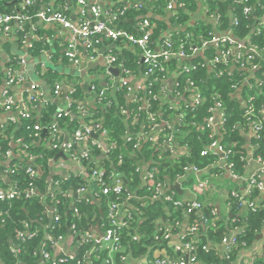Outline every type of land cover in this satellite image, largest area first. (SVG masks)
I'll return each mask as SVG.
<instances>
[{
    "label": "built area",
    "instance_id": "2783aa9c",
    "mask_svg": "<svg viewBox=\"0 0 264 264\" xmlns=\"http://www.w3.org/2000/svg\"><path fill=\"white\" fill-rule=\"evenodd\" d=\"M13 1V0H12ZM36 0H22L20 8L16 12L10 14H0V38L8 36L13 30L15 32H25V28L28 22L32 19L39 20L44 25L57 24L67 29L70 32V37L67 39L63 56L70 66L79 68L81 66V51H92L93 39L97 36H103L104 38L114 42L127 43L132 48L138 49L143 64L145 65V72L142 73L141 80L138 84L134 85L132 81L136 75H133L128 70L122 68L120 70V78L118 85L112 89L111 87H103L99 90L97 99L99 102L108 93L109 89H125L128 99L134 103H142V107L138 109L144 110L147 107L146 119L147 124L145 126L139 119V114L135 113L132 116L131 124L137 127V135L133 138L125 137L126 142L135 141L134 148H138L142 140H148L154 150L160 148H167L169 154L174 160L178 161L181 157L187 155V148L180 146L171 132L177 131L175 123L180 128L185 127V118L187 113H194L203 105L206 104L207 95L202 93L194 82L187 79L185 83H179L178 77L183 74L192 72L198 68L195 63H188L187 60L191 54L200 52L201 48L212 46L216 51V54L210 59L205 66L207 70L212 71L214 77H220L223 73L226 75H232L231 71H238L242 73L240 78L241 85L234 83L231 85V89L238 93V98H241L242 110H243V124L236 123L235 127L240 132L242 130H248L251 138L258 139L260 133L264 131V107H256V99L260 91L264 88V75L261 77L256 76V72L261 68L260 64H263L264 68V47H259L255 43L250 41V37L244 40L235 39L230 31L228 34L218 33L214 30L209 40H201L199 46H187L190 34L187 33L184 39H178L177 44L174 47L172 42V36L167 34L163 36V41L160 44L153 45L151 41L152 32L155 29V24L151 23L147 18H141L137 22V33H131L123 28L117 27L116 23L124 18L125 12L132 8L139 10L142 8V0H132L126 2L118 9L102 10L97 4L88 6L86 0H76V13L79 20L77 23L71 22L67 16L59 11H49L48 8L41 4L33 14H29V8L36 5ZM235 3L241 7L242 16L249 20L254 16L256 11L253 6L246 4V0H235ZM176 7L172 2H169L166 6V12L171 14V11ZM183 8V7H182ZM205 9V8H204ZM206 16H210L215 27L218 22L217 15L208 14L207 10H204ZM255 24L252 26L251 35L255 33V37H260L262 28L264 27V14L257 16L253 19ZM232 26H237V20H231ZM218 33L219 35H216ZM174 47V48H173ZM189 50L190 52H188ZM106 63L108 70L110 67L117 63L114 56H106ZM168 61L176 63V69L170 68L165 63ZM18 67L22 65L21 62L15 63ZM120 64V63H119ZM203 65V64H202ZM122 66V65H121ZM204 66V65H203ZM16 66H10L6 70V84L14 85L22 82L23 72ZM174 74L176 76V83L172 92L168 91L166 85V78ZM155 75L153 79L150 76ZM244 75V76H243ZM250 75V76H249ZM252 77V78H251ZM254 79L253 82H251ZM157 88L154 90L153 86ZM245 87L244 94H241V88ZM94 86H90L89 90L93 91ZM36 85L30 86V94L27 99L29 103H34L37 96L34 95ZM61 85L55 83L53 87V96L55 98L60 97ZM72 94L73 87L69 90ZM33 92V93H32ZM140 92L146 94L147 98H141L138 96ZM8 95V94H7ZM11 97L6 96L4 106L9 108L12 100ZM67 99H71L67 96ZM157 100L159 107L153 109L150 106V101ZM212 104L208 107L209 115L204 118L202 124H196L190 122L188 125L194 127L197 131L208 130L209 136L212 141L205 146V148L199 153L200 156L209 155H221V158L225 160L226 170L232 178H238L233 171V164L228 163L227 157L230 150L225 149L221 143V128L224 127L226 122V109L222 102L219 100L218 95H212ZM92 103V101H89ZM87 103L85 101H78L77 109L81 114V117L86 115L84 106ZM164 108V109H162ZM169 111V115H176L172 120H164L162 116L164 113L161 111ZM124 115L125 110H121ZM62 111H58L57 118L61 117ZM156 115L158 120H156ZM20 120H31L32 114L24 111L20 113ZM91 126H81L75 129L71 136L62 140L60 133L55 125L51 128L50 141L53 142V148L62 152V156L53 158L51 164L54 165L53 173H66L72 171L78 176L86 179L87 181H94V188L80 187L77 190V194L88 193L93 197L97 194L104 196H113L114 199L107 201L106 219L103 224L104 228L101 229L98 224L100 234L95 231L97 224L91 227L90 230L78 232L75 225H70L69 233L66 236H57L51 238L48 235H44V241L40 249L41 260L39 264H62L67 261H76V264H115L114 258L119 255L124 264H196L197 258L195 251L198 247L194 244L195 237L201 234V229L197 224H192L186 228L187 218L180 226V232H177L176 228H179V223L176 222L174 226L160 230L161 236L157 237V244L155 248H150L145 255L139 257L135 261H130L128 251L129 245L123 244L122 236H130L132 242H139L143 237L138 233L131 234L129 232L133 225L132 213L135 210L131 206L130 200L138 199L135 195H131L121 179V175L117 172L109 174L107 181L103 178L102 174L104 168L100 165H96L95 168H86L82 164V160H88L91 156V147L100 149V156L105 157L108 153V147L112 143L108 144L105 140L107 130L103 128L99 123L92 122ZM93 127L98 132V137L89 140ZM5 127H2L4 129ZM42 128L38 123L33 125V130L39 132ZM26 145L21 143V150L17 152V156L20 160L26 161L25 173L30 179L38 175V166L33 163L34 157L26 152ZM73 151H76L73 152ZM58 152V153H59ZM248 156L243 157L248 164L253 165V169L250 170L246 184L243 191L232 190L226 199L228 208L230 203L228 198H233L237 201V207L242 210L248 209L250 211H256L258 209V203L256 199L252 197L254 192L258 194L264 193V161L259 157L252 159V151L247 153ZM13 152L7 151L5 153V160L9 161L13 158ZM175 161V162H176ZM152 161L148 162L151 164ZM136 173H138L142 182L141 186H147V190L150 191V199L160 200L167 204H171L173 208L182 210L186 214L194 213L198 219V224L201 227L204 225H214L218 219H221L218 211L209 202V197L215 191V186L212 184L215 176L220 175L216 172L209 173L208 175L202 174L201 170L195 166L188 164L180 167L182 173L174 175L171 179L160 181L157 177L156 167L149 170L144 163L136 165ZM215 165L211 166L213 169H217ZM4 171L3 177H7L9 172L12 173V167ZM17 166H14V169ZM36 171L38 173H36ZM219 172V171H217ZM7 179V178H6ZM58 185V181H50L48 191L53 196V191ZM178 185L180 188V194L172 189V186ZM88 188V189H87ZM35 193L31 184L29 187L20 192L15 185H5L0 182V201L13 200L21 194L31 196ZM125 193L128 195L125 197ZM63 196L69 198L67 192L63 193ZM95 199V198H93ZM56 203H58L56 201ZM204 208H210L211 220L207 222L202 216ZM230 209V208H229ZM73 214L79 215V209L72 206ZM51 216L52 224H56L60 221V214L55 207H51L48 211ZM2 221V220H1ZM23 230L17 231L18 237L22 240L24 238H31L35 235L34 232L27 231L28 224L23 222ZM46 230V229H45ZM241 232V229L234 227L229 230L220 240L221 252L225 260H229V255L238 247L237 235ZM49 241V243H47ZM202 251H207V247L201 246ZM14 253V250H11ZM261 251V244L258 247L254 245L247 250H239V255L245 260L243 263L240 261L230 262V264H261L256 262L257 253ZM80 253V255L78 254ZM103 255V256H102ZM93 257V258H92ZM99 261V262H97ZM264 262V256H263Z\"/></svg>",
    "mask_w": 264,
    "mask_h": 264
},
{
    "label": "trees",
    "instance_id": "16d2710c",
    "mask_svg": "<svg viewBox=\"0 0 264 264\" xmlns=\"http://www.w3.org/2000/svg\"><path fill=\"white\" fill-rule=\"evenodd\" d=\"M22 0H0V14H10L16 12L20 8ZM45 2V0H36L35 4ZM145 5L139 10L128 9L125 12L124 17L133 18L138 15H143V18H147L151 23L155 24V29L152 32L151 41L153 45L160 44L163 41L162 33L168 27H183L187 24L189 19V12L194 8V0H142ZM202 6L208 12V14H214L218 17V22L215 29L219 32L230 31L232 36L237 40H244L250 37V41L264 47V27L260 33V37H255V33L251 35L252 26L255 24L253 20L257 16L264 14V0H246V4L254 7V18L249 20L245 19L241 14V7L235 3V0H201ZM147 2V6H146ZM169 2H172L176 7L168 15L167 23L165 20L159 18L164 15L166 6ZM40 6L36 5L29 8L28 13L33 14ZM151 8V13H148V8ZM183 7V8H182ZM148 13V14H147ZM237 20V26L231 25V20ZM130 23L126 21L120 22V27L132 32ZM26 32H16V38L18 42H22L25 38ZM133 33V32H132ZM189 33L190 39L188 43L194 46H199L201 40H209L213 31L212 25L207 22H199L192 27H187L186 30H177L169 33L172 36L174 47L177 44V40L184 39L185 35ZM32 49L29 50L32 56L37 55L38 50L41 48L38 43L32 44ZM173 47V48H174ZM139 50L136 49L135 53H132L127 58H124L120 64L122 68L137 75L138 73H144L146 68L143 63H140L139 57L135 56ZM216 54V51L212 46L205 50L204 57L211 59ZM128 55V54H127ZM204 57L195 56L191 60L192 63L198 65V68L187 74L180 75L178 77L179 83H185L187 79L194 82L195 86L199 90L207 95L206 104L199 108L194 113H187L185 118V127L180 128L175 123L177 131L171 132L176 142L180 146L187 148V155L181 157L178 161L174 160L169 154L167 148H160L154 150L151 143L148 140H142L138 148H134L135 141L126 142L125 137H135L137 135V127L131 124L132 116L138 113L140 123L142 122L146 130L148 121L146 119V109L138 111L142 107V103H134L127 97L125 89H109L106 96L101 102L97 99V94L100 90L99 85L95 83L94 90H88V87H82L76 85L73 88L72 94L69 91L66 95L72 99V103L67 108H63L61 117L57 118L59 105L57 101H49L42 107L40 114L31 120H20L19 128L13 136V149L10 148L8 142L9 126L4 131H0V182L5 185L14 184L20 192L26 190L29 184L34 188L35 193L31 196L21 194V196L10 200L0 201V264H39L40 249L42 242L44 241V235H48L51 238H55L59 235L66 236L69 233L70 225L74 224L78 232L90 230L92 226L99 223L101 229L104 228L103 224L106 219L107 201L114 199L113 196H104L97 194L96 197L88 193L77 194V190L80 187L94 188V181H87L81 176L76 175L72 171L64 173H53L54 165L51 164L52 159L58 154L59 150L53 148V142H51L49 134L53 125L56 126L58 132L61 135L62 140L71 136L73 131L81 126H91L90 123H99L103 128L107 130L105 140L108 144L112 143L108 147L109 151L105 157L100 156V149L91 147V156L88 160H82L83 166L86 168H95L96 165H100L104 168L102 174L103 178L107 181L109 174L117 172L121 175L124 187L127 188L131 195H135L138 199H129L131 206L137 211L132 213V221L134 222L129 232L134 234L135 232L143 237L139 242H132L130 236H122L123 244L129 245L128 251H130V261H135L139 257L145 255L150 248H155L157 244V237L161 236L160 230H164L170 226H174L176 222L179 223V228H176L177 232H180V226L187 218L186 228L192 224H197L201 229V234L195 237V245L198 250L195 251L197 262L196 264H230V262L240 261L243 263L245 258L239 255V250L250 249L257 241V237L261 236L260 244L261 251L257 253L256 262L264 264V207L258 206L256 211H250L248 209L239 212V208L236 206L237 201L233 198H228L230 203V211L232 216L228 222L218 219L214 225H199L198 219L194 213L186 214L182 210L175 209L171 204H167L160 200L150 199V191L147 190V186L142 187L141 176L136 173V165L144 163L149 170L156 167V177L160 181L171 179L174 175L182 173L180 166L188 164L195 166L201 170L202 174L208 175L219 171V169H213L211 166L215 165L218 160L217 155L200 156L199 153L208 145L212 139L209 136L208 130L197 131L194 127L189 126L190 122L196 124H202L204 118L209 115L208 107L212 104V95H218L219 100L222 102L226 109V122L224 127L221 128V145L230 150L227 157V162L233 164V171L237 176H243L248 163L243 157L248 156L246 148L243 147V136L236 129V123L243 124V110L242 103L235 93L231 89L232 84L238 83L239 86L241 72L231 71L232 75H226L223 73L220 77H214L211 72L208 74L206 66H203ZM11 61L7 64V67L15 66L16 62ZM165 65L170 68L176 69V63L168 61ZM261 68L256 72V76L259 78L264 75L263 64H260ZM155 75L150 76L153 79ZM244 76V75H243ZM253 82L254 79H251ZM54 76L50 77V84L53 87L55 85ZM157 87L154 85L153 89ZM245 87L241 88V94L243 96ZM61 95V93H60ZM141 98H147L146 94L140 92L138 94ZM56 100V99H55ZM85 101L87 104L84 106L86 115L81 117L80 112L77 109L78 101ZM92 101V103H89ZM35 104V101H34ZM150 106L153 109L159 107L157 100L150 101ZM256 107H264V88L260 91L256 99ZM164 109V108H162ZM121 110H125V114L121 113ZM164 113L162 118L164 120H172L176 116L169 115V111H161ZM156 120L158 116L156 115ZM38 123L42 128L39 132L33 130V125ZM96 129L93 127L89 140H93L98 137ZM21 143L26 145V152L34 157L33 163L38 166V175L30 179L25 173L26 161L20 160L17 156V152L21 150ZM250 145L253 146L252 154L255 159L259 157L264 161V131L260 133L258 139L251 138ZM12 149V150H11ZM13 152V158L9 161L5 160V153L7 151ZM76 153V151H73ZM152 161L151 164L148 162ZM176 161V162H175ZM17 166L14 169V166ZM12 167V173L9 172L7 177H3L4 171ZM7 178V179H6ZM50 181H58V185L53 191V196L50 195L48 187ZM88 189V188H87ZM67 192L69 198L63 196V193ZM128 195L125 193L124 195ZM256 199L258 193L254 192L252 195ZM95 198V199H93ZM56 201L58 203H56ZM72 206L79 209L80 214L75 216L73 214ZM51 207H55L60 214V221L56 224H52L50 213L48 212ZM102 214V217L100 216ZM202 216L207 219V222L211 218L210 208H204ZM2 220V221H1ZM23 222H27V231L34 232L35 235L31 238L20 239L17 235L20 230H23ZM234 227L241 229V232L237 235L238 247L229 255V260H225L221 248L219 246L221 238L227 234V232ZM46 229V230H45ZM160 229V230H159ZM49 243V241H47ZM207 247V251H202L201 246ZM14 250V253L11 251ZM80 255V253L78 252ZM103 256V255H102ZM93 258V257H92ZM99 262V261H97ZM115 264H124L119 255L114 258ZM62 264H76V261H67Z\"/></svg>",
    "mask_w": 264,
    "mask_h": 264
},
{
    "label": "crops",
    "instance_id": "0c3cea01",
    "mask_svg": "<svg viewBox=\"0 0 264 264\" xmlns=\"http://www.w3.org/2000/svg\"><path fill=\"white\" fill-rule=\"evenodd\" d=\"M129 1L132 0H86L88 6L97 4L102 10H115ZM193 2L195 6L193 10L191 9L189 12L187 24L179 28L170 26L162 33V36L177 31L178 29L184 31L189 26L192 27L199 22H204L203 19L205 18L212 22L213 19L208 15L206 16L204 12L205 9L202 6V1L194 0ZM39 4H41V6L45 5L49 11L59 10L63 12L73 23H77L79 20L78 14L76 13V0H45V2L39 1ZM142 5H145L144 2ZM147 8L149 11L148 13H151L152 7ZM168 15L169 14L165 11L164 15H161L159 18L165 20L167 23ZM142 17L143 15H138L134 17L135 19L124 17L116 23V26L120 27V22L126 21L132 24L130 25L132 32L137 33V22L138 20L140 21ZM214 30L216 29L212 25V31L214 32ZM25 32V38L22 42H18L14 30L8 36L0 38V131L5 130V128L2 129V127L7 128L9 126L8 142L12 149L14 145L13 136L21 123L20 113L27 111L32 115L35 114L36 117L40 114L42 107L52 100L57 101L59 105L58 111H63V108L69 107L72 103V99H67L66 92L76 85L90 88V86L95 83L101 86L100 89L107 86L114 89L119 83L120 70L122 69L119 63L136 51L135 48H132L127 43L114 42L100 35L93 39L92 51H81L80 58L82 64L79 68H74L69 65L63 56L66 41L70 37V32L67 29L57 24L46 26L39 20L32 19L27 23ZM217 32L223 34L227 31ZM33 43H38V45L41 46L37 52L38 54L35 56H32L29 51L32 49ZM187 46L189 47L191 44L188 43ZM207 48L208 47L201 48L200 52L191 54L187 62L192 63L189 60L195 56L204 57ZM187 51L190 52L189 50ZM106 56H114L116 58L117 63L110 67V69L116 71V74L108 70L105 59ZM135 56H138L140 63H143L138 52ZM15 60H18L17 62L22 61V65L19 67L23 72L24 80L14 85H7L5 80L6 70L8 68L7 64ZM119 60L120 62L118 63ZM204 60L203 65L205 66V63L207 64L210 59L204 57ZM15 66V68H19L17 65ZM207 72L210 74L212 71L210 70V72ZM140 75L142 74L138 73L136 77L132 79L134 85L140 82ZM51 76H54L55 82L59 83L62 88L61 96L55 98L56 100L52 97V86L50 84ZM176 79L174 74H170L166 78L168 91L172 92ZM32 84L36 85V90L34 91V95L37 96L35 104L29 103L27 99L28 95L31 93L29 90ZM6 96L12 98L9 108L4 106ZM235 96L238 97V93H235ZM239 100H241V98H239ZM238 132L243 136V147L246 148L247 153H250L253 150V146L250 145V133L248 130ZM216 165L219 169V172L216 174L220 175L212 179L215 191L210 195L208 203L214 205L223 221L228 222L232 216V212L226 204V199L232 190L236 189L239 192L243 191L246 178L250 170L253 169V165L248 164V168H246L244 175L235 179L232 178L226 170V163L225 160L221 158V155L218 156ZM256 203H258V206L261 205L264 207V193L258 194ZM260 242V239H257L254 243V247H258Z\"/></svg>",
    "mask_w": 264,
    "mask_h": 264
},
{
    "label": "water",
    "instance_id": "95a60500",
    "mask_svg": "<svg viewBox=\"0 0 264 264\" xmlns=\"http://www.w3.org/2000/svg\"><path fill=\"white\" fill-rule=\"evenodd\" d=\"M38 4L36 3V6H37ZM203 21L204 22H207V23H210L211 25H212V22L210 21V20H208V19H203ZM224 34V33H223ZM226 34H228L229 35V33H227L226 32ZM216 35H219L218 33H216ZM109 71H112L114 74H116V71H113L112 69H109ZM169 84H170V81H169ZM63 154H62V152H59L56 156H55V158H57V157H59V156H62ZM172 189L173 190H175L178 194H180V188H179V186L178 185H175V186H172ZM100 216L102 217V214L100 213ZM95 231L96 232H98L99 234H100V231H99V229H98V224L96 225V227H95ZM101 235V234H100ZM261 237L260 236H258L257 237V239H260Z\"/></svg>",
    "mask_w": 264,
    "mask_h": 264
}]
</instances>
